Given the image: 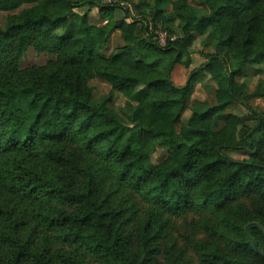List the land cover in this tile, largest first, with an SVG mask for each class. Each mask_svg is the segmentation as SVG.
<instances>
[{
	"label": "trees",
	"instance_id": "1",
	"mask_svg": "<svg viewBox=\"0 0 264 264\" xmlns=\"http://www.w3.org/2000/svg\"><path fill=\"white\" fill-rule=\"evenodd\" d=\"M206 1L209 12L180 2L167 16L171 0L155 1L150 12L155 23L167 26L184 22L182 38L161 47L154 35H147L146 17L132 18L130 23L117 21L115 13L121 7L116 3L0 0L1 12L34 6L24 8L0 27V228L7 217L15 219L2 206L5 197H38L41 187L47 198L76 206L74 213L50 219L52 227L65 229L61 237L64 243L82 247L101 264H147L151 260L156 238L153 222L148 220L140 228V258L133 261L128 257L130 237L118 223L120 214L104 210L94 200L91 173H87L85 188L75 192L72 178L67 185L56 186L18 158L31 153L75 170L76 163L66 158L65 150L58 145L70 135L82 141L89 152L101 145L116 176L137 187L147 186L154 205L161 210L179 213L194 206L218 211L238 193L257 194L264 200V113L253 110L247 102L264 93L248 95L246 82L236 80L245 68L264 65V29L257 34L253 22L247 21V38L243 41L230 29V18L247 11L257 0ZM147 5H139L140 14L146 12ZM76 10H98L106 24L93 25L87 14L80 15ZM144 23L140 37L136 32ZM117 31L126 45L107 58L104 51ZM196 36H206V48L215 44L213 53L205 56L207 62L192 72L185 86H177L173 72ZM31 49L39 55H57L66 72L59 70L16 82L14 77ZM189 64L187 61L186 67ZM206 77L217 87L216 106L206 111L193 107L190 119L182 123L196 82ZM92 79H102L112 87L102 102L96 101L88 86ZM140 86L146 90L137 91ZM115 93H134L138 104L127 103L120 114L109 107ZM236 104L247 107L251 115L226 114ZM214 118L225 124L215 137L206 129ZM160 148H168L170 154L165 162L153 167L151 158ZM230 151H245L249 159L235 160L226 153ZM208 177L212 181L202 185ZM158 231L161 233V227ZM241 235V240L230 243L264 264V225L250 222ZM15 239L9 241V256H0V264H22L29 255L31 242ZM201 256L205 264H257L217 251L201 252ZM32 257L45 264L40 254Z\"/></svg>",
	"mask_w": 264,
	"mask_h": 264
},
{
	"label": "rangeland",
	"instance_id": "2",
	"mask_svg": "<svg viewBox=\"0 0 264 264\" xmlns=\"http://www.w3.org/2000/svg\"><path fill=\"white\" fill-rule=\"evenodd\" d=\"M102 3H116L121 7L115 13L117 21L123 20L127 23L132 22V18L138 19L146 17L149 21L148 34L154 35L158 39L160 35L168 38L167 46L175 44L183 36L181 28L184 24L178 21L171 25L163 26L154 22L150 12L155 7L156 0H98ZM185 3L188 7L198 11L206 10L208 6L206 0H171L167 8L166 16L173 12L175 3ZM148 4L146 12L140 14L139 5ZM25 7L11 13L0 11V27H5L7 22L20 14ZM251 7V8H250ZM128 11V12H127ZM80 15H88L89 21L93 25H105L98 10L83 11L76 10ZM142 13V12H141ZM248 16V18H247ZM251 20L255 26V32L261 33L264 29V0L253 2L239 16L230 18V29H233L239 36L238 40L243 41L247 38V21ZM146 24H140L136 32L143 37L141 28ZM207 36V35H206ZM196 36L193 46L188 49L187 54L182 58L173 72L172 79L177 86H185L192 72L207 62L206 55L213 53L214 45L204 47L203 40L206 38ZM126 45L120 31L114 32L104 51L107 58L117 49ZM172 54L168 55L170 59ZM229 60L230 57L225 54ZM190 61L189 67L186 62ZM65 73L66 70L60 66L57 55L47 53L37 54L31 49L23 58L19 73L14 77L16 82L26 80L32 76L40 74ZM70 74V72H68ZM241 77L236 80L239 83L246 82L248 95L264 93V65L259 67L245 68ZM197 81L196 78H193ZM92 88L93 95L97 102H102L105 96L109 95L112 87L102 79H92L88 82ZM216 85L210 83L209 78L199 80L195 84V90L190 100V106L183 113L182 123H186L191 115L192 108L196 107L206 111L216 106ZM145 91V86H140L137 91ZM248 104L258 113H264V96L248 99ZM127 103L137 105L136 94L115 93L114 100L109 107L121 114V109ZM234 114L239 117L251 115L250 110L241 104H236L226 110V114ZM225 124L216 118L209 121L207 131L214 137L223 131ZM180 126H178V130ZM213 132V133H212ZM64 150L66 158H72L76 163V169L71 166H61L44 159L41 156L26 153L20 154L18 158L23 161V165L31 170L41 173L49 178L54 185H67L73 179L72 190L80 192L85 188L86 179H89L88 172L94 176L95 182V202L104 210L113 211L120 214L119 224L124 226L126 234L130 237L128 257L136 261L140 256L138 235L142 225L148 220L153 222L152 232L156 238L153 241L154 253L147 264H205L201 252L209 254L217 251L227 257L234 259H250L259 264L257 258L246 255L230 243V241L241 240V231L248 223L257 222L264 225V200L257 194H236L224 208L216 210H202L191 206L179 213L167 212L154 205L152 196L147 186L137 187L130 181L120 180L113 169V164L103 153V147L99 145L94 151H87L83 142L75 136H68L67 139L58 143ZM235 160L249 159L245 151L226 152ZM170 154L168 148L158 149L151 158V165L158 167L166 161ZM213 178H206L202 185L209 184ZM40 195L19 196L12 195L11 198L5 197L2 206L9 210L15 217L6 218L0 228V256H9L11 241L20 239L21 243L30 241L31 247L29 255L23 260L22 264H41L33 259L35 253L43 256L45 264H101L99 259L89 256L87 252L78 245L64 243L61 239L65 229H56L51 226L50 219L57 217L61 213L72 214L76 211V206L66 204L57 200L49 199L44 196L45 191L40 187ZM194 195V193H193ZM18 223V225L16 224ZM161 227V233L158 228ZM10 241V242H9Z\"/></svg>",
	"mask_w": 264,
	"mask_h": 264
},
{
	"label": "built area",
	"instance_id": "3",
	"mask_svg": "<svg viewBox=\"0 0 264 264\" xmlns=\"http://www.w3.org/2000/svg\"><path fill=\"white\" fill-rule=\"evenodd\" d=\"M158 42H159V45L161 47H166L167 42H169V41H168V38L165 35H160V37H158Z\"/></svg>",
	"mask_w": 264,
	"mask_h": 264
}]
</instances>
